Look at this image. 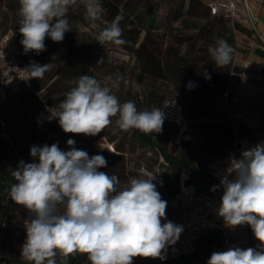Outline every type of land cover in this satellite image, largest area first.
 Wrapping results in <instances>:
<instances>
[{"label": "clouds", "instance_id": "obj_1", "mask_svg": "<svg viewBox=\"0 0 264 264\" xmlns=\"http://www.w3.org/2000/svg\"><path fill=\"white\" fill-rule=\"evenodd\" d=\"M20 43L24 53L46 51L45 40L62 42L71 31L67 18L77 0H18ZM86 18L101 20L100 0H83ZM122 17L117 15L96 37L102 46L127 43L122 38ZM94 26H96L94 24ZM235 49L217 38L208 53L217 68L228 66ZM101 58L97 63H103ZM51 64L31 62V79L41 80ZM206 79H211L205 73ZM102 86L95 77L81 75L58 105L53 115L66 134L96 136L111 125L113 117L122 131L138 130L145 135L162 132L163 110H138L134 101L121 103L113 94L122 77H106ZM189 82V89L193 87ZM70 150L58 143L33 145L30 155L38 162L20 161L12 172L10 198L26 208L33 218L26 225L21 258L27 264H69L70 257L85 255L90 264H133L136 257L165 259L183 227L166 220L167 201L153 182L156 175L144 173L122 183L116 175L99 171L107 167L101 154L89 156L66 141ZM223 194L217 215L226 226H250L259 246L231 247L215 251L207 264H264V142L231 157L220 178ZM215 190V189H214Z\"/></svg>", "mask_w": 264, "mask_h": 264}, {"label": "trees", "instance_id": "obj_2", "mask_svg": "<svg viewBox=\"0 0 264 264\" xmlns=\"http://www.w3.org/2000/svg\"><path fill=\"white\" fill-rule=\"evenodd\" d=\"M100 2L111 22L117 15L122 17L131 7L133 0ZM208 2L209 0H188L187 5L184 3L174 19L183 18L185 29L172 30L166 40L162 41V45L156 42L151 31L157 13L149 11L143 15L146 26H121L122 38L127 41L123 46L135 51L139 60L140 79L148 77L153 81L151 98L161 91V101L156 107L163 109L164 100L178 98L183 105L186 119L190 121L188 126L190 130L178 132L179 127L175 123L164 119L163 128L167 132L164 144L156 141V133L145 135L135 129L131 133L132 150L150 145L156 152V160L162 170L163 179L161 188L157 187V190L167 201L166 210L169 212L173 208L170 201L181 190L182 173L188 175L187 182L194 183L201 191H206L219 177L214 164L226 160L232 153H236L239 158V149L242 146L239 139L256 137L244 122H239L237 126L225 120L198 122L199 119H214L229 113L228 109H216L210 101L225 96L229 104H233V89L243 78V68L235 62L238 50L237 33L252 32V27L245 23L213 15ZM0 8L4 9L6 17L0 37L10 30H18L16 42L21 64L27 68L33 61L40 65L51 64L43 79H31L29 76L28 80L17 82L19 87L17 94L21 98L19 106L8 104L9 91L0 99V264H27L20 255L14 256V251L17 241L23 243L21 228L27 225L33 214L26 208L20 214L15 213V203L11 200L9 192L11 185L16 183L12 172L20 161L38 162V158L30 155L31 146L45 144L51 146L58 143L62 150L68 151L70 147L66 141L73 139L76 142L75 147L87 151L89 156L103 155L108 164L99 171L116 175L122 183L131 177L141 175L142 166L141 164L129 166L125 146L118 144L114 151L109 148L93 149L87 146L85 141H81L78 135L64 133L55 122L46 126L48 121L43 118L44 110L58 108L65 98V93L75 86V81L81 75L93 76L98 80L97 72L85 59L84 44L74 24H70L71 31L65 33L62 42H53L49 37L45 40L46 51L39 55L35 52L25 54L20 43L22 36L19 33L18 0H0ZM143 31L144 39L139 42ZM217 38L225 39L235 49L231 63L224 68H217L208 53V48L215 44ZM205 73L211 77L210 80L206 79ZM4 79L5 77L0 75V80ZM189 82L194 85L191 89L188 87ZM16 115H22L27 127L20 133L19 130H14L16 128L13 126L10 134L9 123ZM43 129L49 132L51 137L46 138ZM105 132L104 129L98 135L92 136L91 141L98 140ZM192 132L198 134L201 139L196 149L192 148L188 139ZM176 137L181 138V145L174 152L169 143ZM154 173L158 174L157 171ZM153 182L157 184L159 181L155 179ZM23 213L26 215L23 216ZM226 240L223 227L203 230L192 242L191 250L187 247L180 254L165 255L163 260L151 258L146 264H207L211 254L220 251ZM88 263L90 262L85 255L77 254L69 259V264Z\"/></svg>", "mask_w": 264, "mask_h": 264}, {"label": "rangeland", "instance_id": "obj_3", "mask_svg": "<svg viewBox=\"0 0 264 264\" xmlns=\"http://www.w3.org/2000/svg\"><path fill=\"white\" fill-rule=\"evenodd\" d=\"M184 3L187 5L188 0H133L131 7L122 15L120 27L122 25L128 27L146 26L143 15L149 11L157 13L155 23L151 31L152 36L156 40V42L162 45V41L166 40L167 35L172 30L185 29V20L183 18H180L179 20L174 19L176 13L181 9ZM0 13L2 14V16L0 17V31H2L4 29L3 25L6 23V17L4 16L3 8H0ZM67 18L69 19L70 24H74V26H76L75 28L78 29L79 38L84 44L83 52L85 54V59L88 64L92 66V68L97 72L98 80L101 82L102 86L109 83L106 80V77L112 76L113 78H115L117 76H120L122 77V80H120L118 87L113 88V94H115L119 98V101L121 103L129 100L134 101L138 110H151L160 103L161 91H159L157 96L154 95V97L151 98V88L153 87L152 79L148 77H146L144 80L140 79L139 60L135 51L129 50L123 45L116 46L112 44H106L102 46L98 41H96L97 35L101 31V29L106 26L105 21L110 22L108 20V13L105 9H103L101 20L92 22L86 18V9L84 7L83 0H77V5L69 8ZM185 18L187 17L185 16ZM94 24L96 26H94ZM144 35L145 31H143V33L141 34L139 42L144 39ZM138 45L139 44H137V46ZM101 58H103L104 62L97 63V61ZM7 74L9 75V77L5 76L4 69L2 68V63L0 62V75L5 76L4 81L0 80V99L4 98L6 92L9 91L10 94L8 96V104L19 106L21 98L17 94V90L19 89L17 80L12 76V73L10 71H8ZM241 97L242 96H240V98ZM261 99L262 98H260V96L254 97V99L252 101H249L248 103L249 108L256 112L260 110ZM167 100H176L180 103V100L178 98ZM167 100H164L162 102V108ZM210 104L218 110L228 109L229 113L226 115L217 116L214 119H199L198 122L209 120H225L233 122L235 126H237L239 122H244L251 128V130L255 134L261 133V135L256 136L255 139H250L248 137H242L239 139L242 144L239 149V156L242 150L254 147L256 144L264 142V135L262 134L260 121L257 116L254 118L251 117L249 120L251 125L248 124L247 120L232 113L235 102L233 104H229L228 99L225 96L211 100ZM246 104L247 103H245V105ZM58 110L59 108H47L44 110L43 118L48 121L46 126H50L54 122L59 126L58 119L53 115V113ZM117 118L118 117L111 118V125L105 128V134L102 135L98 140L92 142V136H85L83 134L78 135L79 139L81 141H85L87 146H91L93 149L109 148L110 150L114 151L118 144L121 146H125L129 166H132L133 164H141V168L144 173H151L152 175H156L157 182L159 181L156 186L158 188H161V184L163 182V179L161 177L162 170L158 167L156 152L154 151V148H152L150 145H144L139 146L136 150H132L130 141V138H132V130L127 132L122 131L116 124ZM22 119V115H16L12 117V120H10L9 123L10 134L11 128H13V126L14 128H16L14 130H19L20 133H22L24 129H26L27 122L23 121ZM186 120L189 126L190 121L189 119ZM177 130L178 132H180V129L177 128ZM42 131L46 138L51 137V134L49 132H46L45 129H43ZM166 137L167 132L162 126V132L158 134L156 133L155 139L161 144H164ZM180 139V137L172 139L169 143L170 147L176 149L177 151L181 145ZM188 139L191 142L192 148L195 149L196 145L200 144L201 142L199 135L194 132L189 134ZM156 171L158 172V174L154 173ZM185 175V173L181 174V183L184 180ZM14 206L15 213L17 214H20L24 209V207L16 204H14ZM24 215H26V213H23V216ZM224 226L226 237L230 231L240 229V226H237L235 228H230L226 225ZM25 227L26 226L21 228L23 243L26 239ZM18 233L19 231L16 234ZM17 242L15 243L16 249L14 251V256L20 255L21 246L23 245V243ZM187 249L191 250V244L188 245ZM150 259L151 258L136 257L133 260V264H146L150 261Z\"/></svg>", "mask_w": 264, "mask_h": 264}, {"label": "built area", "instance_id": "obj_4", "mask_svg": "<svg viewBox=\"0 0 264 264\" xmlns=\"http://www.w3.org/2000/svg\"><path fill=\"white\" fill-rule=\"evenodd\" d=\"M247 15V0H244ZM208 7L213 15L224 16L232 21L238 20L240 16V0H209ZM18 30L13 29L0 37V60L5 76L8 71L17 82L28 80L30 73L27 67L20 62V51L16 42ZM3 76V77H5ZM165 118L175 123L180 132L188 129L184 108L176 100H169L163 107ZM231 157H237L236 153L230 154L225 160L222 170L218 174V179L212 183L208 190L201 191L194 183L185 180L181 183L180 192L170 201L173 208L171 212L166 210V220L183 227L178 241L167 248L165 255H176L184 251L189 244H192L203 230L222 227L216 221L217 209L220 205V198L223 194V187L220 178L225 173ZM215 189V190H214ZM228 243V239L226 240Z\"/></svg>", "mask_w": 264, "mask_h": 264}, {"label": "crops", "instance_id": "obj_5", "mask_svg": "<svg viewBox=\"0 0 264 264\" xmlns=\"http://www.w3.org/2000/svg\"><path fill=\"white\" fill-rule=\"evenodd\" d=\"M250 18L247 15V9L244 0H240V16L238 21L252 27V32L237 33L238 50L235 55V62L243 68V78L233 92V111L232 113L238 117H242L250 124V118L257 116L260 121L261 131L264 135V0H247ZM2 63V61L0 60ZM240 96H242L240 98ZM261 99L260 110L257 112L249 108L248 103L254 97ZM243 101V102H242ZM245 101V102H244ZM243 103V104H241ZM245 103H247L245 105ZM254 107V106H253ZM251 125V124H250ZM261 133H256V136ZM225 160L215 163V171L217 174L222 170ZM188 175L182 182L187 180ZM216 221L225 228L222 218L216 214ZM228 243L220 251H225L231 247L257 248L259 241L253 235L248 225L240 226L239 230H232L227 235Z\"/></svg>", "mask_w": 264, "mask_h": 264}, {"label": "water", "instance_id": "obj_6", "mask_svg": "<svg viewBox=\"0 0 264 264\" xmlns=\"http://www.w3.org/2000/svg\"><path fill=\"white\" fill-rule=\"evenodd\" d=\"M174 152H176V149H174Z\"/></svg>", "mask_w": 264, "mask_h": 264}]
</instances>
